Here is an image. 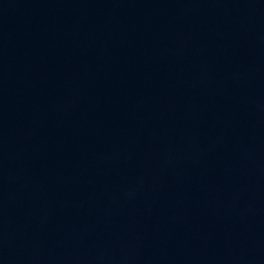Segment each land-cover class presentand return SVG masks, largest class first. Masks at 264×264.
Returning <instances> with one entry per match:
<instances>
[{
  "label": "water",
  "instance_id": "1",
  "mask_svg": "<svg viewBox=\"0 0 264 264\" xmlns=\"http://www.w3.org/2000/svg\"><path fill=\"white\" fill-rule=\"evenodd\" d=\"M0 264H264V0H0Z\"/></svg>",
  "mask_w": 264,
  "mask_h": 264
}]
</instances>
